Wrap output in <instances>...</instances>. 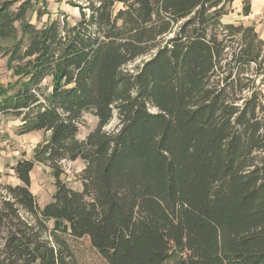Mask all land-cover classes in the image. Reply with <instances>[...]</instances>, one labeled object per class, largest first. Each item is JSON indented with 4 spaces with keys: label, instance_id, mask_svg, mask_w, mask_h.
<instances>
[{
    "label": "trees",
    "instance_id": "obj_1",
    "mask_svg": "<svg viewBox=\"0 0 264 264\" xmlns=\"http://www.w3.org/2000/svg\"><path fill=\"white\" fill-rule=\"evenodd\" d=\"M234 1L69 0L76 23L37 27L32 0H0V39L21 33L0 114L47 134L0 184V264H77L84 237L108 264H264V40L222 21ZM77 159L81 190L61 178Z\"/></svg>",
    "mask_w": 264,
    "mask_h": 264
},
{
    "label": "rangeland",
    "instance_id": "obj_2",
    "mask_svg": "<svg viewBox=\"0 0 264 264\" xmlns=\"http://www.w3.org/2000/svg\"><path fill=\"white\" fill-rule=\"evenodd\" d=\"M32 2L34 3V7L28 18L37 27H42L48 21L64 18L73 24L80 18L79 7L73 6L69 0H32ZM118 7H121V5H118ZM39 11L43 12L42 15ZM230 20L235 21L234 17L230 14L222 18L224 23H229ZM233 23L238 24L237 20ZM20 37L21 33H19L18 38L0 39V86L7 85L16 79L13 75V68L9 64V59ZM146 58H139L129 64L128 68H135ZM117 123L118 118L115 115L106 126V129L113 130ZM19 124L20 121L15 117L0 114V184L17 183V177L11 171L12 164H15L21 158H31L34 148L43 142L45 135H47L42 130L19 134ZM96 125L97 117L92 112H85L79 125L78 138H86ZM61 165L64 171L61 178L69 187L81 190L82 182L80 174L85 166V162L82 159L63 160ZM31 190L36 195L40 206H44L52 199L55 192V179L51 168L44 164L36 165L32 173ZM2 241V236L0 235V245ZM73 247L77 264H108L97 250L92 247L87 237L73 241ZM167 264L173 263L169 262Z\"/></svg>",
    "mask_w": 264,
    "mask_h": 264
},
{
    "label": "crops",
    "instance_id": "obj_3",
    "mask_svg": "<svg viewBox=\"0 0 264 264\" xmlns=\"http://www.w3.org/2000/svg\"><path fill=\"white\" fill-rule=\"evenodd\" d=\"M244 1L245 0H235L232 4V11L229 14L232 15L238 23L242 22L245 25H254L259 36L264 40V0H250L251 11L248 15L243 14ZM235 21L230 20L229 23ZM15 164H12V167ZM11 171H13V169ZM12 174L14 175V172Z\"/></svg>",
    "mask_w": 264,
    "mask_h": 264
}]
</instances>
